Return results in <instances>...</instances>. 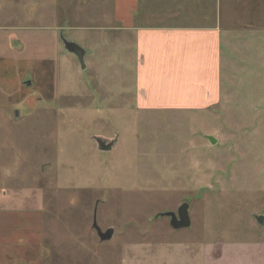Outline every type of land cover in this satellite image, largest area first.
Masks as SVG:
<instances>
[{
    "label": "rangeland",
    "instance_id": "rangeland-1",
    "mask_svg": "<svg viewBox=\"0 0 264 264\" xmlns=\"http://www.w3.org/2000/svg\"><path fill=\"white\" fill-rule=\"evenodd\" d=\"M65 2L0 0V264H264V0L205 109L137 107L132 34L108 44L94 5ZM184 202L191 225L174 229L160 214Z\"/></svg>",
    "mask_w": 264,
    "mask_h": 264
},
{
    "label": "crops",
    "instance_id": "crops-1",
    "mask_svg": "<svg viewBox=\"0 0 264 264\" xmlns=\"http://www.w3.org/2000/svg\"><path fill=\"white\" fill-rule=\"evenodd\" d=\"M65 1L70 6L75 2L78 10L92 9L94 5L89 10L91 16L99 17L100 23L109 20L107 24L94 26V31L102 34L100 39L108 44H117L121 34L129 46V34H132L135 99L136 106L142 108L216 106L224 83H229V74L243 67L236 59L241 58L244 47H253L257 39L254 22L257 15L250 6L251 0H224L223 24L219 21L221 6L216 0H197L194 5L187 4L189 0H173L174 11L166 12L161 6L157 13L154 6L162 0H63V4ZM109 9L110 18L104 17ZM172 12L176 17L173 24L149 22V17ZM86 28L89 27L83 26ZM102 32H109L108 39L103 38ZM87 55L86 52L83 55L85 60Z\"/></svg>",
    "mask_w": 264,
    "mask_h": 264
},
{
    "label": "water",
    "instance_id": "water-1",
    "mask_svg": "<svg viewBox=\"0 0 264 264\" xmlns=\"http://www.w3.org/2000/svg\"><path fill=\"white\" fill-rule=\"evenodd\" d=\"M63 44L66 50L75 53L81 63V68L83 69L85 67V64L83 62V55L85 53V50L79 47L76 43L69 40H64ZM206 138L210 141V143H215V139L212 136L207 135ZM97 143L100 149L108 150L111 148L113 141L106 143L103 140L97 139ZM188 207V204L184 202L178 206L176 212L167 211L161 213L160 215L168 216L169 224L174 229L189 227L191 225V221L189 217ZM256 219L259 223H262V216H257ZM92 226L95 229L100 241H106L111 239L113 235V229L110 227L102 231L96 223L95 212L93 214Z\"/></svg>",
    "mask_w": 264,
    "mask_h": 264
}]
</instances>
